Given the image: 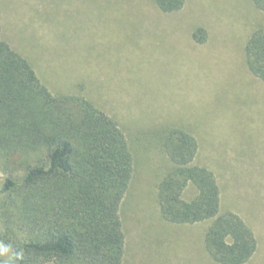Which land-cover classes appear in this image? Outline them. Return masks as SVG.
<instances>
[{
    "label": "rangeland",
    "instance_id": "obj_1",
    "mask_svg": "<svg viewBox=\"0 0 264 264\" xmlns=\"http://www.w3.org/2000/svg\"><path fill=\"white\" fill-rule=\"evenodd\" d=\"M263 21L251 0H185L173 13L153 0H0L2 40L49 91L83 95L127 137L134 172L120 205L124 264H219L204 247L211 220L173 224L160 216L157 185L171 167L160 136L169 127L195 136V163L214 172L221 210L253 230L257 250L244 264H264V81L244 55ZM198 27L201 43L192 36ZM32 159L0 156V188ZM194 195L188 186L184 198ZM18 200L0 193V230L11 218L18 231Z\"/></svg>",
    "mask_w": 264,
    "mask_h": 264
},
{
    "label": "trees",
    "instance_id": "obj_2",
    "mask_svg": "<svg viewBox=\"0 0 264 264\" xmlns=\"http://www.w3.org/2000/svg\"><path fill=\"white\" fill-rule=\"evenodd\" d=\"M251 1L264 17V0ZM153 2L173 13L185 0ZM192 36L201 43L205 30L198 27ZM244 55L249 71L264 81V21L249 35ZM160 142L171 163L157 185L162 218L174 224L211 220L204 233L209 256L219 264L246 263L257 250L256 236L237 213L221 210L214 172L195 163V136L169 127ZM0 156L34 162L0 188L19 199L12 206L18 231L11 218L0 230V242L24 252L14 264H123L120 205L134 172L124 131L83 95L52 94L31 63L2 40L1 23ZM188 186L195 189L190 199L184 198Z\"/></svg>",
    "mask_w": 264,
    "mask_h": 264
},
{
    "label": "clouds",
    "instance_id": "obj_3",
    "mask_svg": "<svg viewBox=\"0 0 264 264\" xmlns=\"http://www.w3.org/2000/svg\"><path fill=\"white\" fill-rule=\"evenodd\" d=\"M0 257H6V259L0 260V264H14L24 259L23 250L16 251L11 245H5L0 242Z\"/></svg>",
    "mask_w": 264,
    "mask_h": 264
},
{
    "label": "crops",
    "instance_id": "obj_4",
    "mask_svg": "<svg viewBox=\"0 0 264 264\" xmlns=\"http://www.w3.org/2000/svg\"><path fill=\"white\" fill-rule=\"evenodd\" d=\"M160 213V212H159ZM160 216H161V214H160ZM121 217V216H120ZM161 218H162V216H161ZM163 219V218H162ZM164 221H166L165 219H163ZM121 221H122V218H121ZM167 223H170V222H168V221H166ZM174 224V223H173ZM122 226H123V222H122ZM123 232H124V226H123ZM124 236H125V232H124ZM125 246H126V240H125ZM126 248V247H125ZM124 254H125V250H124ZM123 264H124V256H123Z\"/></svg>",
    "mask_w": 264,
    "mask_h": 264
}]
</instances>
